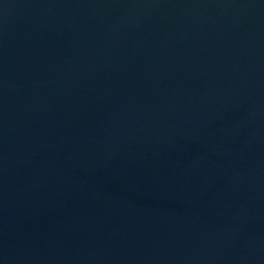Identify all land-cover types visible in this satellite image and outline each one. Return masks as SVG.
<instances>
[{"label":"water","instance_id":"water-1","mask_svg":"<svg viewBox=\"0 0 264 264\" xmlns=\"http://www.w3.org/2000/svg\"><path fill=\"white\" fill-rule=\"evenodd\" d=\"M0 264H264V0H0Z\"/></svg>","mask_w":264,"mask_h":264}]
</instances>
